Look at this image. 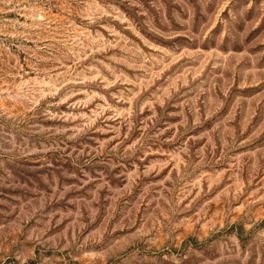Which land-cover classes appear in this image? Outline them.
I'll use <instances>...</instances> for the list:
<instances>
[{
    "label": "rangeland",
    "instance_id": "rangeland-1",
    "mask_svg": "<svg viewBox=\"0 0 264 264\" xmlns=\"http://www.w3.org/2000/svg\"><path fill=\"white\" fill-rule=\"evenodd\" d=\"M0 264H264V0H0Z\"/></svg>",
    "mask_w": 264,
    "mask_h": 264
}]
</instances>
